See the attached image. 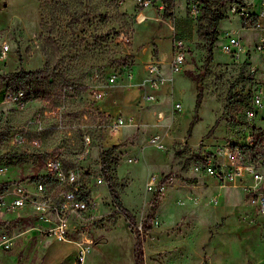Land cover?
Masks as SVG:
<instances>
[{
	"label": "rangeland",
	"instance_id": "obj_1",
	"mask_svg": "<svg viewBox=\"0 0 264 264\" xmlns=\"http://www.w3.org/2000/svg\"><path fill=\"white\" fill-rule=\"evenodd\" d=\"M150 1L145 6L139 0H0V73L44 67H56L60 73L27 83L19 101L0 103V167L5 168L0 182L42 177L46 150L69 157L81 146L80 125L86 124L93 141L87 164H94L102 148L119 145L112 172L123 204L139 223L154 195L149 178L172 174L162 186L153 226L144 240L146 264H264V215L248 201L242 185L197 178L191 170L196 153L221 142L241 116L242 106L228 93L232 89L246 94L264 80V56L248 52L236 61L222 51L228 33L240 35L249 47L253 37L223 7L226 18L218 27L214 59L205 72L199 120L187 136L196 88L184 69L199 72L206 55L205 40L197 32L205 23L203 0H174L169 17L163 16L160 0ZM178 38L186 42L187 62L174 73L169 62ZM150 60L161 63L165 77L158 89L139 84ZM241 70V75L253 78L236 82ZM114 72L116 84H107ZM0 88L5 85L0 83ZM97 89L102 98L95 100ZM35 90L42 93L36 95ZM144 91L156 95L146 101ZM37 112L46 126L40 134L42 146L26 152L13 145L11 137ZM95 112L132 115L136 126L113 134L98 130L89 125ZM216 119L218 125L208 133ZM154 134L160 136L161 146L150 141ZM13 152L26 155L19 160L2 158ZM194 177L196 182L189 180ZM91 190L96 199L94 243L83 264H134L135 233L122 214L112 215L115 208L106 182L93 184ZM15 214L0 209V232H19L10 249L0 248V264H77L76 243L31 234L33 229L9 223Z\"/></svg>",
	"mask_w": 264,
	"mask_h": 264
},
{
	"label": "built area",
	"instance_id": "obj_2",
	"mask_svg": "<svg viewBox=\"0 0 264 264\" xmlns=\"http://www.w3.org/2000/svg\"><path fill=\"white\" fill-rule=\"evenodd\" d=\"M143 5L150 0H139ZM163 3L161 2V5ZM226 14L235 15L240 29L253 33L252 44L245 43L240 35L228 33L221 43L222 51L233 60H243L248 52L264 56V0H228L225 4ZM4 50L8 49L5 45ZM186 42L182 38L173 40V53L169 66L172 72H181L187 62ZM161 63L150 60L144 65V78L139 84L151 89L160 88L165 81ZM252 70H255L253 67ZM132 73L127 75L131 79ZM117 73L107 77V84H116ZM247 104L242 108L241 116L231 124L229 133L212 148L203 147L191 162V170L196 176L209 177L218 183H239L242 185L248 201L255 210L264 215V80L254 84L248 91ZM156 93L144 91L143 97L151 101ZM24 97L23 90L0 88V103L15 102ZM95 100L102 98V91H94ZM23 103V102H21ZM176 108L180 110L178 102ZM92 109H90L91 112ZM87 118V114H84ZM61 117L58 120L60 124ZM86 124H81L82 144L69 157L59 152L47 151L44 159L45 174L31 181H8L9 184L0 191V209L18 212L29 209L32 216L29 229L59 241H72L78 247L77 264H83L91 250L93 240V222L95 221L96 199L92 194L93 184L105 182L103 164L99 153L94 164H87L92 154V136ZM98 130L117 133L124 126L134 125V116L95 112L94 123L89 124ZM46 128L43 114L37 112L26 119L25 124L12 135L11 143L28 152L31 148H41L40 134ZM150 141L161 146L160 136L152 135ZM95 171V172H94ZM95 173V174H93ZM5 168L0 167V175ZM90 177L93 179L90 183ZM156 175L149 178L148 188L156 193L162 191ZM4 182V181H2ZM18 234L0 232V248L10 249Z\"/></svg>",
	"mask_w": 264,
	"mask_h": 264
},
{
	"label": "trees",
	"instance_id": "obj_3",
	"mask_svg": "<svg viewBox=\"0 0 264 264\" xmlns=\"http://www.w3.org/2000/svg\"><path fill=\"white\" fill-rule=\"evenodd\" d=\"M164 5L163 16L169 17L172 14L171 9L174 6V0H160ZM228 0H203V12L205 23L198 25V35L205 40V51L206 55L202 65L200 66L199 72L195 73L192 68L184 69L186 75L190 76L195 82L196 94H195V105H194V115L190 120L186 134L187 136H191L193 127L195 123L199 120V108L202 104L204 98V77L205 72L211 62L214 59V48L216 41L218 39L219 31L218 27L220 22L226 18V14L223 11V7L225 8V4ZM194 65H196L194 63ZM243 70H241L239 77L236 82H239L244 79H252L253 75L249 74L247 76L241 75ZM59 71H56V67L48 68H40V69H31L26 70L21 68L16 71L11 72H3L0 73V83L5 85V89L12 90H23L24 86L32 81H47L50 78H54L59 76ZM34 94L42 93L40 90L33 91ZM31 97L30 93H26V99ZM228 98L231 99L232 102L238 103L242 106V108L247 104L248 94H241L240 92H233L232 89L228 93ZM219 119H216L214 124L209 128L208 133H212L215 127L218 125ZM119 145L114 144L107 148H102L100 151L101 159H102V168L103 175L105 178V182L108 187L109 194L112 199V203L114 205V210L112 211V215L122 214L126 221L128 222L131 230L135 233V243H134V262L135 264H146L145 261V252H144V240L148 232L151 231L154 217L159 206L161 200V190L158 189L156 193L153 195V198L150 201V207L147 214L139 223L135 213H133L129 208H127L121 199V195L118 189L117 182L112 172V162L113 155ZM26 153L13 152L8 153L2 158H8L10 160H19L24 157ZM172 177L171 172H168L165 175H162L159 179V185L165 184ZM184 180H188L187 178H181ZM192 182H196L195 178L189 179ZM8 181L0 182V191H2L7 185ZM206 259H204V263Z\"/></svg>",
	"mask_w": 264,
	"mask_h": 264
},
{
	"label": "crops",
	"instance_id": "obj_4",
	"mask_svg": "<svg viewBox=\"0 0 264 264\" xmlns=\"http://www.w3.org/2000/svg\"><path fill=\"white\" fill-rule=\"evenodd\" d=\"M240 33V32H239ZM257 63V62H256ZM169 80L170 81H172L173 82V77H171V78H169ZM172 82H171V84H172ZM180 103V102H179ZM181 104V103H180ZM182 110V105H181V108H180V110L179 111H181ZM127 126H129V125H127ZM196 176V175H195ZM197 178H207V179H211V178H209V177H207V176H205V177H198V176H196ZM195 178V177H194ZM196 179V178H195ZM197 180V179H196ZM213 180V179H212ZM31 216H32V211L31 210H29V209H26V210H23L22 211V215H20V216H18V214H15V215H12L10 218H9V223L11 224L12 222H14V223H19V225H17L18 227H21V228H23L24 229V227H26L25 229L26 230H31V229H29V224H30V221H31V219H29V218H31ZM17 218V219H16ZM34 230V229H33ZM93 232H94V228H93ZM19 233V232H18ZM18 233H16V232H14V234H18ZM37 233V231L36 230H34V231H32L31 232V234H36ZM19 236V235H18ZM18 236L16 237V239H15V241L17 240V238H18ZM51 236H45V239H48V238H50ZM57 240V239H56ZM65 242H71V243H74V242H72V241H65ZM135 243V242H134ZM133 251H134V249H133ZM144 252H145V250H144ZM133 258H134V254H133ZM76 264V263H75ZM134 264H135V262H134Z\"/></svg>",
	"mask_w": 264,
	"mask_h": 264
}]
</instances>
